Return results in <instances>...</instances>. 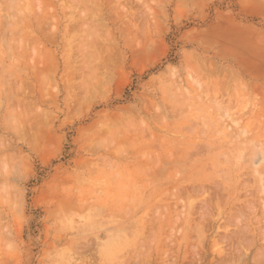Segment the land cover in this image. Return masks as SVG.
Here are the masks:
<instances>
[{
	"label": "rangeland",
	"instance_id": "1",
	"mask_svg": "<svg viewBox=\"0 0 264 264\" xmlns=\"http://www.w3.org/2000/svg\"><path fill=\"white\" fill-rule=\"evenodd\" d=\"M10 112L24 135L0 148V169L28 162L32 255L71 244L112 264L264 260V10L0 0V120ZM53 199L69 223L55 239Z\"/></svg>",
	"mask_w": 264,
	"mask_h": 264
},
{
	"label": "clouds",
	"instance_id": "2",
	"mask_svg": "<svg viewBox=\"0 0 264 264\" xmlns=\"http://www.w3.org/2000/svg\"><path fill=\"white\" fill-rule=\"evenodd\" d=\"M245 6L264 10V0H245ZM39 111L40 109H36V112ZM23 121L22 115L11 112L0 120V148L5 147L7 141L24 135ZM29 171L28 162L23 156L13 162L11 170L7 165L0 169V264H112L109 260L93 262L91 259H78L71 244L60 248L52 245L38 256L31 254V248L34 247L32 239L21 238V229L28 220L25 208L28 206L31 191L28 182ZM10 177L14 178V183H9ZM48 203L50 210L46 218L47 228L55 239L60 233L69 230V223L55 199ZM90 229L89 224H78L72 228L73 231ZM261 238L264 239V229L261 230ZM244 254L247 255L246 250ZM236 264H246V261L242 257ZM260 264H264V260H261Z\"/></svg>",
	"mask_w": 264,
	"mask_h": 264
},
{
	"label": "crops",
	"instance_id": "3",
	"mask_svg": "<svg viewBox=\"0 0 264 264\" xmlns=\"http://www.w3.org/2000/svg\"><path fill=\"white\" fill-rule=\"evenodd\" d=\"M263 108V107H262ZM263 110V109H262Z\"/></svg>",
	"mask_w": 264,
	"mask_h": 264
}]
</instances>
